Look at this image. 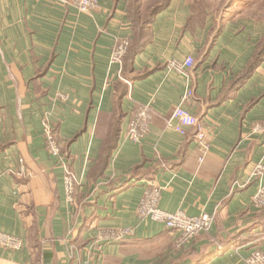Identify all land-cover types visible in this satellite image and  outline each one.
<instances>
[{
    "label": "crops",
    "instance_id": "obj_1",
    "mask_svg": "<svg viewBox=\"0 0 264 264\" xmlns=\"http://www.w3.org/2000/svg\"><path fill=\"white\" fill-rule=\"evenodd\" d=\"M130 1L98 0L82 14L48 0H0V232L24 244L0 248V264H79L97 229L124 227L134 236L102 246L93 264H246L264 254V207L252 204V167L264 164V132H254L264 130V23L167 0L141 38ZM125 38L132 50L111 64ZM188 57L185 72L168 68ZM187 90L183 108L209 131L200 164L194 130L167 127ZM141 105L152 120L134 144L127 126ZM44 116L59 158L46 150ZM63 163L76 179L71 204ZM148 181L162 188L159 209L212 216L210 229L176 249V232L136 214Z\"/></svg>",
    "mask_w": 264,
    "mask_h": 264
},
{
    "label": "built area",
    "instance_id": "obj_2",
    "mask_svg": "<svg viewBox=\"0 0 264 264\" xmlns=\"http://www.w3.org/2000/svg\"><path fill=\"white\" fill-rule=\"evenodd\" d=\"M61 6H72L79 13L89 14L99 7L98 0H48ZM128 38L118 40L114 45L110 63L121 66L122 59L129 46ZM194 64L192 57L186 58L183 62L173 61L168 68L177 73H183ZM192 92L187 90L181 97L180 104L175 108L172 116L167 122V127L174 132L184 136L187 129L194 130V141L197 145V161L202 163L209 150L207 141L209 131L203 119L196 118L183 108V105L191 102ZM152 120V111L149 105L139 106L133 113L127 126V139L134 144H140L149 131ZM41 130L45 147L50 156L59 158L61 156V146L57 139L52 123L48 117L41 119ZM254 132L263 133L260 127H255ZM64 164V163H63ZM64 190L69 204L73 203V196L76 187V179L64 164ZM252 176L259 179L260 184L252 196V204L255 208L264 207V186L261 184L264 179V164L258 162L252 167ZM162 188L156 183L146 182L143 195L136 209V214L140 220H149L163 225L166 229L178 234L174 246L176 249L182 248L191 242L200 233L207 232L212 223L213 217L202 214L197 217L187 216L183 211L174 213L165 212L159 209L158 204L161 198ZM134 236V230L129 227L114 229H97L95 237L84 248V255L80 258L79 264H93L95 254L100 248L107 244H119ZM24 247L23 242L14 236L0 232V248L10 251H20ZM71 246V251H75ZM246 264H264V254L259 250L252 252L245 261Z\"/></svg>",
    "mask_w": 264,
    "mask_h": 264
},
{
    "label": "rangeland",
    "instance_id": "obj_3",
    "mask_svg": "<svg viewBox=\"0 0 264 264\" xmlns=\"http://www.w3.org/2000/svg\"><path fill=\"white\" fill-rule=\"evenodd\" d=\"M164 0H150L143 6L142 15H147L152 8ZM197 6L207 9L217 17L235 16L243 13L244 18H254L264 23V0H192ZM200 7V8H201ZM142 16V18H143Z\"/></svg>",
    "mask_w": 264,
    "mask_h": 264
},
{
    "label": "trees",
    "instance_id": "obj_4",
    "mask_svg": "<svg viewBox=\"0 0 264 264\" xmlns=\"http://www.w3.org/2000/svg\"><path fill=\"white\" fill-rule=\"evenodd\" d=\"M142 1L143 0H131L130 1V10H129V16H130L131 24H132L134 30H136V32H138V34L141 38L144 35V30L146 29L147 25L151 22L152 17L157 13L158 10L161 9L157 5V7L152 8V10L147 15L143 16L142 15V9H143L144 5L141 6ZM162 3H163V6H165L167 3V0H164ZM142 16H143V18H142ZM131 50H132V46H131V43H129V46L126 50V53H125L123 59L125 58V56L128 53H130ZM123 59H122V61H123ZM258 61H259V58L256 59L255 62L251 65L250 70L255 66L256 63H258Z\"/></svg>",
    "mask_w": 264,
    "mask_h": 264
}]
</instances>
